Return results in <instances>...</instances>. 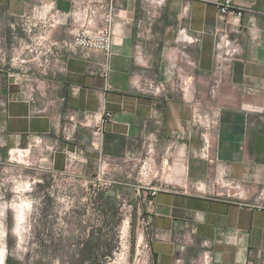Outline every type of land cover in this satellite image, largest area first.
I'll return each instance as SVG.
<instances>
[{"label":"crops","instance_id":"crops-1","mask_svg":"<svg viewBox=\"0 0 264 264\" xmlns=\"http://www.w3.org/2000/svg\"><path fill=\"white\" fill-rule=\"evenodd\" d=\"M41 1L0 0V68L15 74L0 71V174L121 169L160 188L141 195L147 264H264V0H233L242 14L227 15L222 0H114L108 55L68 44L80 10L110 0H55L60 24L29 32ZM202 102L217 110L214 164L193 122ZM94 115L105 116L99 140Z\"/></svg>","mask_w":264,"mask_h":264},{"label":"rangeland","instance_id":"rangeland-1","mask_svg":"<svg viewBox=\"0 0 264 264\" xmlns=\"http://www.w3.org/2000/svg\"><path fill=\"white\" fill-rule=\"evenodd\" d=\"M5 20L22 24L9 16ZM203 105L201 113L216 114ZM127 175L98 168L86 175L79 166L55 181L50 173L31 169L0 174L1 200L10 205L7 235L0 239V248L7 250L5 264H147L144 189ZM23 201L28 205L17 231V204Z\"/></svg>","mask_w":264,"mask_h":264},{"label":"built area","instance_id":"built-area-1","mask_svg":"<svg viewBox=\"0 0 264 264\" xmlns=\"http://www.w3.org/2000/svg\"><path fill=\"white\" fill-rule=\"evenodd\" d=\"M39 9L35 14L32 15V23L30 24L29 32H34V29L46 28V26L54 27L60 24L61 20L58 15V10L55 9V0H42ZM219 10L222 15H227L232 12L237 14H242L241 10H238L233 2V0H222L218 2ZM115 2L114 0H110L107 4L100 5H92L87 6L81 11V24L75 30L73 39L69 42V46L73 49L79 50L80 48L100 51L105 54H110L112 52L113 47V26L115 20ZM100 16L103 20V24L99 27L96 26V19ZM36 36L37 42L45 40V34L41 32L39 34H34ZM30 51L36 52V50L32 47L29 48ZM16 62H19V58L16 56ZM5 71V74L13 76L14 72H10L11 69H8V66L2 68ZM0 68V71L2 70ZM199 103V102H198ZM200 104V103H199ZM201 106L198 105L194 108L193 113V122L196 125H201L203 128L202 131V146L200 149V156L209 162L215 163L216 158L212 156V133L217 124L216 114H203L200 112ZM108 117H112L110 112L105 113ZM72 120H75V116H71ZM105 116L94 115L92 118H86L85 122L92 124L96 127L97 138L99 140L104 133L102 125L104 123ZM76 130V124L71 126H67L64 129V133L66 138L71 139L74 136ZM226 172L224 169L219 173L218 178H221L220 175H225ZM217 184H221L219 179L217 180ZM224 187L227 188L225 191L226 194L234 195L233 192L230 193L231 190L237 189L240 185L234 181H226L223 183ZM144 189L143 196L146 195H156L160 188H142ZM215 192V191H213ZM146 194V195H145ZM144 199V198H143ZM142 199V200H143ZM150 223L143 216V228L144 232H147L149 229Z\"/></svg>","mask_w":264,"mask_h":264},{"label":"bare ground","instance_id":"bare-ground-1","mask_svg":"<svg viewBox=\"0 0 264 264\" xmlns=\"http://www.w3.org/2000/svg\"><path fill=\"white\" fill-rule=\"evenodd\" d=\"M28 205L27 202L23 201L22 203L20 204H17V207H18V223H17V226H16V230L18 231L21 224H22V221L25 217V206ZM143 237L142 236H139V239H138V244L140 245L141 241H142ZM6 253H7V250L5 247H2L0 248V264H5V258H6Z\"/></svg>","mask_w":264,"mask_h":264}]
</instances>
